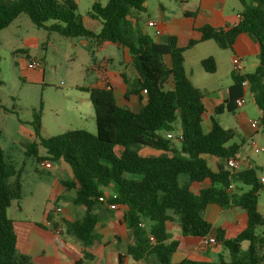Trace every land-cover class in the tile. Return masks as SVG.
<instances>
[{"label":"trees","instance_id":"1","mask_svg":"<svg viewBox=\"0 0 264 264\" xmlns=\"http://www.w3.org/2000/svg\"><path fill=\"white\" fill-rule=\"evenodd\" d=\"M239 1L242 7L236 24L221 28L204 25L196 29L198 40L180 47L173 37L165 43L155 42L137 27L138 13L145 12L146 0H108L104 6L92 3L89 17L101 24L98 33L84 26L71 0H0V31L24 15L36 29L47 34L86 40L91 55L113 47L125 51L131 59L135 77L123 98L136 96L139 110L118 106L113 88H80L93 108L95 134L67 130L41 138L37 113L31 123L37 142L25 145V155L36 163L48 159L70 168L72 177L60 184L63 191L74 194L71 204L79 207L83 215L78 221H65L64 228L84 247L95 243V211L98 205L107 204L114 206L110 210L122 211L123 223L132 237L126 245V255L134 263L172 264V255L180 250L183 238L213 235L222 251L214 263L187 259L179 264H264V216L257 211L263 184L256 177L257 170L232 172L218 164L213 173L207 167L206 157L226 161L236 156L238 147L228 146L234 132L222 128L213 117L209 118V132L203 133V92L194 88L184 73L183 54L196 44L212 41L220 49L232 50L237 37L247 34L258 45V66L253 73L233 77L229 100L216 107L214 113H234V101L243 94L241 84L246 82L260 113V125L264 126V0ZM111 64L109 58L93 57L85 71L106 81ZM201 66L207 74L215 72L211 58L203 59ZM167 84L172 87L167 88ZM178 133L180 139L175 137ZM168 134L174 137L167 139ZM39 148L45 156H40ZM143 149L159 154L143 156ZM19 176L20 171L15 172L6 164L0 148V264H32L18 252L14 223L7 215L12 202L18 204L22 198ZM182 178L186 180L180 182ZM205 181L207 188L191 192V184ZM229 185L235 186L232 191H227ZM238 185L248 190L243 191ZM108 187L114 193L105 198L102 191ZM101 198L104 202L99 201ZM210 204L223 211L243 210L247 218L245 229L226 239L221 228L212 229L203 218ZM45 218L50 219L47 211ZM171 223L177 224L179 238L171 239L167 232ZM243 243H247L245 249ZM74 264L86 263L79 260Z\"/></svg>","mask_w":264,"mask_h":264},{"label":"crops","instance_id":"2","mask_svg":"<svg viewBox=\"0 0 264 264\" xmlns=\"http://www.w3.org/2000/svg\"><path fill=\"white\" fill-rule=\"evenodd\" d=\"M64 2L68 0H58ZM74 2L77 13L83 4L89 6L85 12V16H79L82 19L84 26L92 31L98 33L100 31V23L92 20L89 17V11L92 3L97 2L102 5L103 2L107 3L108 0H71ZM106 1V2H105ZM158 2L157 10L152 13V16L145 21L137 17V27L143 34L151 37L155 42L165 43L169 37L176 39V43L180 47H185L190 40H198L200 35L196 31L197 28L202 26H211L213 28H221L236 24L240 20L241 3L239 0H179L172 2V0H156ZM251 3V0H248ZM180 3V4H179ZM145 12L148 9V0L145 2ZM144 12V13H145ZM27 19L24 15L19 16L14 22L10 23L7 28L0 31V44L5 40L1 34L7 31L9 37H14L12 28L19 29L27 24ZM155 22L156 27H148V23ZM150 29L152 36L147 33ZM43 31V30H42ZM159 31V34H156ZM45 32V31H43ZM46 33V32H45ZM52 33H50L51 36ZM24 43L30 41V38L22 39ZM81 48L87 50L89 61L94 57L100 60L106 57H98L99 53H103L107 48L94 55L90 54L89 43L82 39H76ZM25 44V45H26ZM109 48V47H108ZM258 45L247 34H240L233 46L232 50L220 49L214 42H201L196 44L192 49L187 50L183 54L184 60V73L192 86L202 91V103L205 109V114L202 116V129L203 133L209 132L210 123L209 118L213 119L225 130L234 132V137L228 143V146L235 145L238 147L237 154L234 158L240 163L239 171L257 170L256 177L258 179L264 178V166L255 163L254 154L260 147H264V126L260 125L257 108L251 100L249 95L248 84L242 87L241 96L245 98L243 106L237 108L234 113L223 112L216 115L214 110L220 105H225L229 100L230 88L233 85V77L238 74L235 73L232 66V58L237 57L244 73H253L259 63ZM14 52H24V49L18 48ZM121 56L119 60L109 58L112 64H118V68L108 72V79L106 81H99L92 75L85 85L77 87L80 88H104L109 85L113 88V94L119 99L122 108H128L133 111L139 110V102L136 96H130L127 100L123 98L128 84L133 82L135 77L134 69L131 65V59L124 51H119ZM121 58L124 61H121ZM211 58L215 64V72L207 74L201 66V61ZM169 59L166 58V63L169 65ZM111 67V66H110ZM29 70V69H28ZM36 72V71H34ZM129 73L132 78L126 77ZM167 88H171V84H167ZM83 95L80 99L79 108H82L87 114L88 110L93 111L92 105L88 99V95L80 91ZM116 99V97H115ZM117 102V101H116ZM250 102L256 108V116L251 117L245 110L246 103ZM81 114V113H80ZM78 114V115H80ZM229 116L230 126L225 127L222 125L218 117ZM93 117V112H92ZM94 119V118H93ZM253 121L259 122L257 129H252L250 123ZM86 123V122H84ZM205 125V127H204ZM95 126V124H94ZM89 131V130H88ZM91 132V131H90ZM96 132V129H95ZM32 134L31 138L33 139ZM154 152V153H153ZM143 156H156L159 152L154 150L143 149L141 151ZM207 167L211 172L217 171V165H224V159L215 157L205 158ZM69 168V167H68ZM60 170L66 174L62 181H66L72 177L71 170L70 176L67 175V169L60 167ZM186 178H182L180 182H184ZM60 182V183H61ZM60 189L55 192L49 202L53 203L54 207L62 209L59 214H53L51 208L45 209L50 214V219L45 218L40 222L34 224L20 222L18 227H15V232L18 238L17 250L20 254L25 255L30 259L32 264H74L79 260L95 261L98 264H146L144 262L134 263V261L126 255V245L131 242L132 237L123 223L122 211L110 210L107 204L98 205L95 213L98 216V222L95 226L94 234L96 241L92 247H84L79 240L69 236L64 228V222L70 223L78 221L83 215V211L79 207L71 204L74 194L72 192H65ZM208 182L193 183L190 185V190L197 193L199 189L208 187ZM233 186V185H232ZM235 186H233L234 189ZM238 188L247 191L248 188L244 185H238ZM261 190L264 193V185H261ZM105 198L110 197L114 190L111 187V192L102 191ZM259 199V195H258ZM66 202V207L61 206V202ZM47 208V207H46ZM263 212L260 213V207L257 204V211L264 216V204L261 206ZM203 218L210 223L212 229L221 228L225 234L226 239L233 238L240 233L247 225V218L243 210L240 208H231L223 211L216 205L210 204L206 207ZM40 224V225H37ZM175 224V226H173ZM55 229L61 230V235L54 234ZM167 232L171 239L179 238L178 226L176 223L167 225ZM173 230V231H172ZM204 239V238H203ZM203 239L196 237H187L182 239L180 250H177L171 258V263H181L183 260L199 261L200 263H214L217 260V254L222 252L220 245L217 243L215 246L203 248ZM215 247V248H214ZM153 264V263H152Z\"/></svg>","mask_w":264,"mask_h":264},{"label":"rangeland","instance_id":"3","mask_svg":"<svg viewBox=\"0 0 264 264\" xmlns=\"http://www.w3.org/2000/svg\"><path fill=\"white\" fill-rule=\"evenodd\" d=\"M175 1L179 2L172 0ZM105 4L107 3L103 2L101 6ZM157 5L156 0H148L147 11L138 13V16L142 21L147 20L157 10ZM87 9L89 6L83 4L79 14L85 16ZM24 17L27 24L19 29L12 28L14 37H9L7 31H4L1 37L5 36V40L0 44V148L6 164L15 172L20 171L22 187V198L18 204L12 202L7 210V215L15 227H18L20 222L34 224L43 220L45 209L49 210L53 206L49 200L60 189V180L66 177L60 167H65L67 175L70 176L68 166L61 161L50 162L47 159L52 163V169L42 170L33 157L25 155V145L37 142V139L31 138L34 133L31 125L33 115L40 113L41 138L53 137L67 130H85L95 134L93 111L88 110L87 114H84L86 112L78 107L83 94L77 87L85 85L89 78H93L85 71L90 65L87 50L81 48L74 38H64L56 34L50 36L36 29L31 21ZM151 32L150 29L147 30L150 36ZM26 38H30L28 44L22 41ZM18 48L24 49V52H14ZM101 56L119 60L121 54L117 49L109 47L99 53L98 57ZM123 59L121 58V61H124ZM34 60L40 61L41 68L31 72L27 67ZM110 68H118L117 62ZM126 77L129 80L132 78L129 73ZM115 97L117 104L122 105L116 95ZM244 111L251 117L256 116V108L250 102L246 103ZM218 118L223 126H230L229 116ZM39 154L46 155L42 148H39ZM254 159L255 163L264 166V153L257 150ZM105 191L111 192V187ZM60 204L66 207V202L62 201ZM262 204L264 193L261 191L258 205L260 213L263 214ZM246 247L247 243H243L242 248ZM224 256H227L226 252ZM86 264H98V260L87 261Z\"/></svg>","mask_w":264,"mask_h":264},{"label":"built area","instance_id":"4","mask_svg":"<svg viewBox=\"0 0 264 264\" xmlns=\"http://www.w3.org/2000/svg\"><path fill=\"white\" fill-rule=\"evenodd\" d=\"M148 27H151V28H154L156 27V23L155 22H150L148 23ZM156 34L158 35L159 34V31H156ZM232 66H233V69L235 71V73H241L243 72V68L241 67L240 65V61L237 57H233L232 58ZM31 72H34V71H37L39 70V68H41V64H40V61L38 60H34L32 61L30 64H29V67H27ZM242 87H245L247 85L246 82L242 83L241 84ZM105 89H110L112 88L111 86L109 85H105L104 87ZM244 101H245V98L243 96L237 98L235 101H234V104L237 108L243 106L244 104ZM258 125H259V122L257 121H253L250 123V127L252 129H257L258 128ZM180 136L181 134L178 133L177 137L178 139H180ZM174 137V136H173ZM171 134H168L166 136L167 139H170V138H173ZM258 150L262 153H264V147H260L258 148ZM38 167L42 170H50L52 169V163H50L48 160L46 159H43V160H40L38 163H37ZM225 167L229 170V171H232V172H238L239 171V167H240V163L236 160V158H231V159H227L225 161ZM261 183L264 185V178H261ZM233 190V186L232 185H229L228 188H227V191H232ZM99 201L101 202H104V199L101 198ZM108 207L110 209H114V206L113 205H108ZM51 210H52V215L53 214H59L62 212V209L61 208H58V207H54L52 206L51 207ZM139 227H143V224H139ZM54 234L56 236H60L61 235V230L60 229H55L54 230ZM152 239V238H150ZM203 248H208V247H211V246H215L217 245V241L215 240V237L213 235H209L207 237H205L203 239V244H202ZM138 264H142V263H138Z\"/></svg>","mask_w":264,"mask_h":264}]
</instances>
